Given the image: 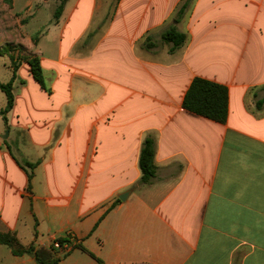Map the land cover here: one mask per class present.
I'll list each match as a JSON object with an SVG mask.
<instances>
[{
  "label": "crops",
  "instance_id": "1",
  "mask_svg": "<svg viewBox=\"0 0 264 264\" xmlns=\"http://www.w3.org/2000/svg\"><path fill=\"white\" fill-rule=\"evenodd\" d=\"M181 2L122 0L79 51L95 24L81 2L28 40L47 91L0 56V83L15 77L6 120L0 89V232L36 248L75 238L58 264H264V0H196L180 50L144 49ZM195 78L228 88L225 123L184 108ZM0 264L37 263L0 245Z\"/></svg>",
  "mask_w": 264,
  "mask_h": 264
},
{
  "label": "trees",
  "instance_id": "2",
  "mask_svg": "<svg viewBox=\"0 0 264 264\" xmlns=\"http://www.w3.org/2000/svg\"><path fill=\"white\" fill-rule=\"evenodd\" d=\"M196 0H182L171 24L164 28L160 33V38L164 44L169 46V53L173 54L180 50L187 41V34L180 31L177 27L182 23L185 18L190 14L192 7ZM64 3H62L55 12V18L59 19L63 12ZM142 47L147 50H151L156 47L153 41V36L146 37L142 44ZM10 46H0V56L9 54L13 65L16 67L15 57L9 53ZM30 65L31 72L34 79L40 84L42 89L47 91L46 82L43 75V69L40 59L31 55L25 59ZM15 78V77H14ZM6 84L0 83V89L5 93L7 97V106L2 110V115L5 118V114L8 113L14 106V94H13V80ZM228 88L218 83L202 79L195 78L192 82L189 90L187 91L183 106L186 110L213 120L218 123H225L228 117ZM264 104V99L257 103L258 107ZM156 152V140L153 136L149 135L145 138L140 155V170L142 177L140 184L150 185L155 176L157 167L154 162ZM30 168H34V164L27 165ZM32 175H29V181L31 182ZM119 202V201H118ZM58 241L61 244L69 242L68 239L59 238ZM0 245L10 248L12 254L16 257L33 256L37 264H58L59 258L55 256L56 249H38L33 244L24 246L15 232H0Z\"/></svg>",
  "mask_w": 264,
  "mask_h": 264
},
{
  "label": "rangeland",
  "instance_id": "3",
  "mask_svg": "<svg viewBox=\"0 0 264 264\" xmlns=\"http://www.w3.org/2000/svg\"><path fill=\"white\" fill-rule=\"evenodd\" d=\"M84 1L90 4L95 24L83 40L76 42L74 50L76 48L79 51L82 49L83 51H88L92 44L94 34L101 32L103 27L112 20L122 0H0V46L4 47L9 45V53L15 59L25 60L33 55L27 46L29 38H33L36 35L38 37L42 36L48 28L60 23L62 19L65 22L68 21L76 13L81 2ZM140 1L146 5L153 0ZM62 3H64V7L61 18L56 19L55 12ZM176 9L175 7L170 12L161 27L150 30L146 34V36L149 33L156 34L154 41L159 52L158 54H165L167 50L158 33L171 23ZM191 17L192 13L178 25V28L180 27V30L189 32L188 24L190 23ZM143 38L145 39V36ZM35 43L37 42L35 41ZM44 248L52 249V246L50 248L40 247V249Z\"/></svg>",
  "mask_w": 264,
  "mask_h": 264
},
{
  "label": "built area",
  "instance_id": "4",
  "mask_svg": "<svg viewBox=\"0 0 264 264\" xmlns=\"http://www.w3.org/2000/svg\"><path fill=\"white\" fill-rule=\"evenodd\" d=\"M69 242H66L64 244H61L58 239H54L53 241V248H55L57 251L68 253L72 249L73 242H76V239H68Z\"/></svg>",
  "mask_w": 264,
  "mask_h": 264
},
{
  "label": "water",
  "instance_id": "5",
  "mask_svg": "<svg viewBox=\"0 0 264 264\" xmlns=\"http://www.w3.org/2000/svg\"><path fill=\"white\" fill-rule=\"evenodd\" d=\"M7 136H8V131L6 132L4 138H6ZM129 194H130V192H126V193L120 195L119 199L124 202L127 200Z\"/></svg>",
  "mask_w": 264,
  "mask_h": 264
}]
</instances>
